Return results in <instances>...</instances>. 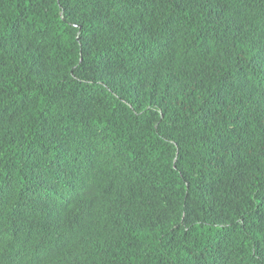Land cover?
<instances>
[{"label": "trees", "instance_id": "obj_1", "mask_svg": "<svg viewBox=\"0 0 264 264\" xmlns=\"http://www.w3.org/2000/svg\"><path fill=\"white\" fill-rule=\"evenodd\" d=\"M0 264H264V0H0Z\"/></svg>", "mask_w": 264, "mask_h": 264}]
</instances>
